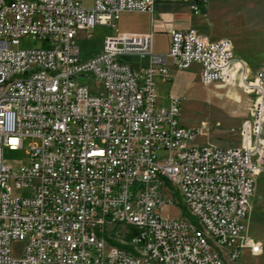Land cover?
Segmentation results:
<instances>
[{"label":"built area","instance_id":"obj_1","mask_svg":"<svg viewBox=\"0 0 264 264\" xmlns=\"http://www.w3.org/2000/svg\"><path fill=\"white\" fill-rule=\"evenodd\" d=\"M82 1L0 0V264H240L244 251L261 253L244 232L264 169V69L253 71L230 39L195 29H171L164 55L153 32L118 30L121 13L152 14L154 0ZM187 1L198 15L215 0ZM95 25L114 33L82 58L78 35ZM28 38L42 47L21 48ZM123 56L148 66L134 71ZM167 60L177 70L197 63L203 85L252 98L238 146L188 145L204 125H180L184 97L157 105ZM25 140L15 170L3 149ZM176 193L182 217H162Z\"/></svg>","mask_w":264,"mask_h":264},{"label":"rangeland","instance_id":"obj_2","mask_svg":"<svg viewBox=\"0 0 264 264\" xmlns=\"http://www.w3.org/2000/svg\"><path fill=\"white\" fill-rule=\"evenodd\" d=\"M82 3L89 6L91 0H83ZM198 6L202 9L201 4ZM125 14L127 13H121L115 22L118 30H126V24L131 21ZM196 17L201 23L198 30L202 35L210 40L230 39L238 56L257 57L263 54L264 0H215L211 4L208 3L206 11L204 13L202 11ZM113 33L114 30L106 25H95L87 33H79L77 43L82 58L99 52L104 39ZM88 34L91 35L90 38H87ZM168 43V38L157 36L153 41L154 51L166 54ZM39 47H42V43L31 38L23 40L21 44V48ZM120 61L129 64L134 70L144 68L147 63L146 59L136 56H123ZM181 75L185 83L183 87L185 98L180 106L179 123L182 127L190 128L204 125V134L197 135L188 145L200 147L211 143L217 147L236 146L239 138V123L247 118L252 98L238 88L217 84L203 85L197 70L182 72ZM80 82L94 87L98 83L94 78H81ZM157 96L160 103L158 107L169 108V99L158 94ZM29 142L30 140H25L24 148L19 151L4 148V161L15 170L20 164H25L27 160L25 150ZM174 198L175 204L167 205L158 211L162 217L174 219L182 217L181 197L176 193ZM244 235L259 243L261 253L253 257L244 251L240 264H264V169L256 180L255 191L250 199ZM23 247L21 242H12L10 246L12 257H19Z\"/></svg>","mask_w":264,"mask_h":264},{"label":"crops","instance_id":"obj_3","mask_svg":"<svg viewBox=\"0 0 264 264\" xmlns=\"http://www.w3.org/2000/svg\"><path fill=\"white\" fill-rule=\"evenodd\" d=\"M211 3L212 2H210V4ZM207 5L208 3L202 6L201 12L203 11L204 13L206 11ZM124 13H127L125 15L129 17L131 21L128 25L126 24V30L123 31L119 30L120 32L131 33V34H146L149 32H153V41L157 36L166 37L169 40L168 51L170 45L169 31L171 29H178V30L195 29L199 34H201L198 30V28L201 25L199 18L196 17L197 15H195L191 11L189 2L187 0H154L152 14L140 13V12H124ZM153 41H152L153 52L155 54H163L154 51ZM263 54H259L257 57L256 56L244 57L242 55L241 56H238L237 54L236 55L239 58L243 59L248 64V66L253 71H255V70L264 69ZM147 66H148V62L146 63V66L144 68H139L138 70H134L131 66L130 67L134 71L142 72L147 68ZM166 67L170 74L169 82H164L162 77L160 76L155 77L156 95L158 94L164 98H168L170 95H174L178 97L185 96L183 91V87L185 83L183 76L181 75L182 72L184 73L188 71L194 72V70H197V74L200 79L201 68L200 65L197 63L192 64L187 70H177L172 65L170 60H167ZM159 104L160 103L158 100L157 105ZM241 123H239V127ZM239 144H240V138H238V143L236 146H238Z\"/></svg>","mask_w":264,"mask_h":264},{"label":"bare ground","instance_id":"obj_4","mask_svg":"<svg viewBox=\"0 0 264 264\" xmlns=\"http://www.w3.org/2000/svg\"><path fill=\"white\" fill-rule=\"evenodd\" d=\"M213 2V1H212ZM260 246V245H259ZM255 252H256V254H255V256H258V255H260V252L258 251V249L257 250H255Z\"/></svg>","mask_w":264,"mask_h":264}]
</instances>
